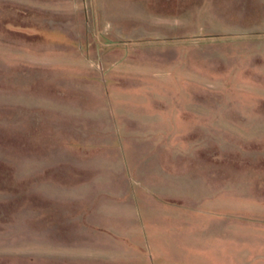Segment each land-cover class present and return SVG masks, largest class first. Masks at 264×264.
Listing matches in <instances>:
<instances>
[{
    "label": "rangeland",
    "instance_id": "obj_1",
    "mask_svg": "<svg viewBox=\"0 0 264 264\" xmlns=\"http://www.w3.org/2000/svg\"><path fill=\"white\" fill-rule=\"evenodd\" d=\"M0 264H264V0H0Z\"/></svg>",
    "mask_w": 264,
    "mask_h": 264
}]
</instances>
